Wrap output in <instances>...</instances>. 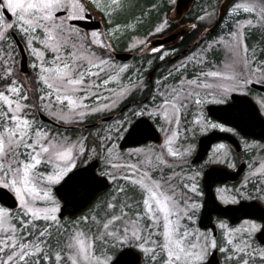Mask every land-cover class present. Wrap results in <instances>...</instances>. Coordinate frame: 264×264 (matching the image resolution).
Wrapping results in <instances>:
<instances>
[{
  "label": "snow or ice",
  "instance_id": "snow-or-ice-1",
  "mask_svg": "<svg viewBox=\"0 0 264 264\" xmlns=\"http://www.w3.org/2000/svg\"><path fill=\"white\" fill-rule=\"evenodd\" d=\"M176 5L0 0V264H264V158L226 183L264 148V0H209L173 62Z\"/></svg>",
  "mask_w": 264,
  "mask_h": 264
},
{
  "label": "flooded vegetation",
  "instance_id": "flooded-vegetation-1",
  "mask_svg": "<svg viewBox=\"0 0 264 264\" xmlns=\"http://www.w3.org/2000/svg\"><path fill=\"white\" fill-rule=\"evenodd\" d=\"M175 23H177L176 21H174L173 22V25H175L174 27H176L177 26V24H175ZM172 25V26H173ZM173 29V28H172ZM171 29V30H172ZM141 30H144V29H141ZM170 30V31H171ZM169 31V32H170ZM169 32H167L166 34H164V35H160V36H165V35H167ZM193 43H185V41H184V37L182 38V39H179L178 41H176V42H174V43H169V45H163V46H159V47H161L162 49H165V50H169V51H171L173 48H175V49H177L178 51H177V55L176 56H174V57H172V61L173 62H175V61H177V60H179V59H181V58H183L184 57V55L187 53V52H189L190 51V49H191V47L193 46L192 45ZM117 52H125V51H122V50H120V49H117ZM152 53H148L147 54V56H148V58H151L152 57ZM156 55H159V54H156ZM118 61H120V62H127V61H130V60H132L133 59V57H131L130 59H128L127 61H122V60H120V59H118V58H116ZM136 59H138V60H140V58L139 57H137ZM146 62V61H145ZM169 67H170V65H168ZM164 72V64H163V62H160L159 60H157L156 61V64L153 66V68H152V70H151V72L148 74L149 76H150V79L152 80V81H155L156 79H157V77L158 76H160L162 73ZM252 92H259L260 94H262V95H264V91H261V90H259V89H252V91L250 92V97L251 98H253V99H256V98H254L253 97V95L251 94ZM141 99V97H139V96H136V97H133L132 98V100L133 101H136V102H138L139 100ZM226 135H228V134H226ZM248 142L251 144V143H256V144H264V140H261V138L259 137V138H256V137H252V136H249L248 138ZM232 140H234L236 143H239L240 142V140H239V138H236V137H233L232 138ZM225 142H228V141H225ZM148 143H153V142H150V141H148ZM261 158H264V148H256V149H254L253 150V152H251V153H249L248 155H243V153H241V157H240V159H238L237 160V166H238V168H243V171H241V173H240V175L239 176H236L234 179H228L227 181H226V183L229 185V186H231V185H233V184H236V185H238L239 184V182L243 179V177L245 176V175H247V173H248V171H249V169L247 168V164L249 163V162H254V161H259ZM218 255V258H220L219 257V254H217ZM222 259V258H221Z\"/></svg>",
  "mask_w": 264,
  "mask_h": 264
},
{
  "label": "water",
  "instance_id": "water-1",
  "mask_svg": "<svg viewBox=\"0 0 264 264\" xmlns=\"http://www.w3.org/2000/svg\"><path fill=\"white\" fill-rule=\"evenodd\" d=\"M193 0H177V5L174 6L175 8V11H174V8L168 13L169 16H173V15H176L177 12L179 13L178 17H177V20H179V18H181L189 9L190 5L193 3L192 2ZM222 3V1H221ZM94 23V21H90L89 22V29H91V25ZM190 30V28L188 26H182V27H179V29L169 33L167 36H164V37H158V38H155L153 40H151L150 43H152L153 45L159 47V46H163V45H169V43H174L176 41H178L180 39V37L186 35V33ZM179 34V35H177ZM131 56V54H129L128 52L127 53H116V57L119 58V59H122V60H127L129 59V57ZM256 89H259L261 90V88L259 86L255 87ZM264 91V90H262ZM221 135H226V134H221ZM157 137H159V133H157ZM252 137H256V138H259V129H257V135L256 136H252ZM150 141H153V142H158L157 139H153V140H150ZM131 146V145H129ZM104 190V189H103Z\"/></svg>",
  "mask_w": 264,
  "mask_h": 264
},
{
  "label": "rangeland",
  "instance_id": "rangeland-1",
  "mask_svg": "<svg viewBox=\"0 0 264 264\" xmlns=\"http://www.w3.org/2000/svg\"><path fill=\"white\" fill-rule=\"evenodd\" d=\"M156 2H157V0H155V1L152 3V5H153L154 3H156ZM208 2H209V0H194V1H193V4H192L191 7L189 8L188 14H187L185 17H192V18H193V21H194L193 23H195V22H196V15H197V13L200 12V8H201L202 6H203V7H207ZM219 2H221V0H219ZM151 7H152V6H151ZM151 7H150L149 9H151ZM144 8H145V5H144V4H139V6L136 7V11H137L136 15H140V12H142V10H143ZM169 9H171V7H169L168 9H166L167 12H168ZM193 23H191V24H193ZM147 25H148V24H147ZM146 27H147V26H146ZM189 28H190V27H189ZM100 29L103 30V26L100 27ZM89 30H91V29H89ZM145 31H147L146 28H145L144 30H141V32H145ZM219 31H220V30H219ZM219 31H218V32H219ZM216 34H217V33H216ZM216 34H214V35H216ZM199 37H200V35H199ZM127 43H128V38L125 37V38L121 41L120 46H119L118 49H120V50H125V49H126V44H127ZM189 53H190V51L187 52L185 55H187V54H189ZM185 55H184V56H185ZM181 59H182V58H181ZM177 61H178V60H177ZM177 61H175V62H177ZM117 62H118V63H138L139 60H138V59H132V60L127 61V62H120V61L117 60ZM145 67H147L146 62H145ZM160 76H161V75H160ZM160 76H158L157 79L160 78ZM251 94H252L253 97L256 98V99H258L259 96L262 95V94H260L259 92H255V93L252 92Z\"/></svg>",
  "mask_w": 264,
  "mask_h": 264
},
{
  "label": "trees",
  "instance_id": "trees-1",
  "mask_svg": "<svg viewBox=\"0 0 264 264\" xmlns=\"http://www.w3.org/2000/svg\"><path fill=\"white\" fill-rule=\"evenodd\" d=\"M155 0H131V4H132V7L130 9V12H129V15H136L137 11H136V7L139 6V4H144L145 5V8L142 10L143 13H146L149 11V8L152 6V3L154 2ZM140 12V14L142 13ZM153 17L155 16V13L152 14ZM149 25H147V22L145 23L144 27L142 29H145ZM173 28V27H172ZM219 31V29H216V32H213V33H217ZM199 33L196 32L195 30L191 31L186 37H184V41L185 43H190L195 41L196 39L199 38ZM258 39V38H257ZM140 97V96H139ZM108 191V190H106ZM106 191H103L101 192L99 195H103L104 192ZM87 210V209H86ZM85 210V211H86Z\"/></svg>",
  "mask_w": 264,
  "mask_h": 264
}]
</instances>
